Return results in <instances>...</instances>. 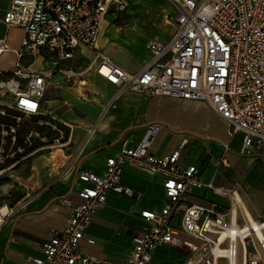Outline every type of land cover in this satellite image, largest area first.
Masks as SVG:
<instances>
[{
    "label": "built area",
    "instance_id": "obj_1",
    "mask_svg": "<svg viewBox=\"0 0 264 264\" xmlns=\"http://www.w3.org/2000/svg\"><path fill=\"white\" fill-rule=\"evenodd\" d=\"M170 1L175 7L170 38L149 40V58L129 71L97 47L107 16L123 14L128 0H9L2 21L25 32L18 58L40 56L50 72L28 71L19 61L9 75L0 72V95L10 99L0 106L27 116L41 113L50 75L65 73L68 62L87 50L92 53L87 70L116 87L107 107L127 90L201 100L227 125L230 136L242 135V153L258 152L264 143V0ZM2 51L0 46V55ZM155 127L148 124L147 131ZM147 148L146 140L137 146L123 141L106 157L101 173L79 172L80 201L62 200L68 208L65 225L50 230L41 255L30 257V264H147L162 245L185 248L181 264H264V221L240 222L231 207L222 210L215 204L181 208L193 187L222 190L203 182L195 164L179 161L180 147L162 155ZM126 165L160 176L167 201L158 211H140L142 230L125 259L115 263L82 253L78 244L110 192L133 194L120 183ZM23 203L0 207V229Z\"/></svg>",
    "mask_w": 264,
    "mask_h": 264
},
{
    "label": "crops",
    "instance_id": "obj_2",
    "mask_svg": "<svg viewBox=\"0 0 264 264\" xmlns=\"http://www.w3.org/2000/svg\"><path fill=\"white\" fill-rule=\"evenodd\" d=\"M163 3L164 0H128L123 14L111 13L107 16L98 36L97 47L118 66L129 71L139 69L149 58V52L146 47L143 58H140L129 47V41L137 37L132 33L139 36L146 34L143 21L147 8L161 7ZM170 3L173 17L175 7ZM8 4L9 0H0V46L3 47L0 72L4 76L9 75L17 61L28 71L50 72V64L40 56L24 55L18 58L17 52L21 49L25 32L20 27L3 23L2 17ZM126 15H133L135 25L117 32L118 27L110 20ZM116 36L117 43L114 42ZM83 51V55L69 62L86 59L88 63L92 53ZM134 57H139V64L135 63ZM60 74L55 72L50 75L47 88L52 77ZM108 84L104 88L105 101L86 121L84 135L67 172L58 181L24 200L22 207L1 227L0 264H30V257L40 256L42 244L50 238V230L62 229L65 225L68 208L62 200L68 199L73 204L80 201L77 190L82 182L78 180V173H101L106 157L115 153L123 141L137 146L146 140L147 150L159 155L169 154L180 147L179 161L184 165L195 164L203 182H210L214 188L222 190V193H217L207 187H193L181 203V208L188 204H215L222 210L231 207L240 222L249 216L253 220L264 221V143L258 152L242 153V135L236 133L230 136L227 125L211 113L201 100L166 95L146 96L127 90L118 95L114 106L107 107L116 90L114 85ZM9 102L7 95H0V104ZM152 123L156 127L148 132L147 126ZM92 128L94 131L89 133ZM120 183L130 188L133 194L110 192L103 207L93 213L78 244L82 253L115 263L125 259L133 238L142 230L144 220L140 211H158L167 201L162 178L132 165L123 168ZM182 237L192 240L187 235ZM175 250L180 251V255L174 261L164 263L181 264L187 251L171 245L158 246L147 264H153V259L163 258L166 253H174Z\"/></svg>",
    "mask_w": 264,
    "mask_h": 264
},
{
    "label": "rangeland",
    "instance_id": "obj_3",
    "mask_svg": "<svg viewBox=\"0 0 264 264\" xmlns=\"http://www.w3.org/2000/svg\"><path fill=\"white\" fill-rule=\"evenodd\" d=\"M171 9L170 0H164L161 7L147 8L143 21L146 34L139 36L132 33L137 36V40L131 38L129 41V47L140 58L146 52L147 41L154 38L166 41L170 38L173 13ZM110 23L118 27L117 32L135 25L133 15L110 20ZM114 40L117 43V36ZM137 59L139 57H134L135 63L139 64ZM68 64L69 68L65 73L52 77L43 97L42 113L19 116L12 111H5L4 107L0 108V113L11 122V143L4 153L2 145L7 143L5 137L9 132L6 125L0 123V164H3L0 169V207H18L24 200L58 181L67 172L66 169L84 135L86 121L105 101L104 88L109 84L87 70V60L79 59ZM16 129L25 134L23 144L32 149L18 157L16 152H24V149L13 144ZM179 253L181 252L178 250L174 253L168 252L163 258L153 259L152 263L165 264L164 262L174 261Z\"/></svg>",
    "mask_w": 264,
    "mask_h": 264
},
{
    "label": "trees",
    "instance_id": "obj_4",
    "mask_svg": "<svg viewBox=\"0 0 264 264\" xmlns=\"http://www.w3.org/2000/svg\"><path fill=\"white\" fill-rule=\"evenodd\" d=\"M0 108H1V106H0ZM4 109H5V111H8V112L12 111V112L16 113V115H19V116L22 115L20 112L11 110L10 108H4ZM7 120H8V118H6V116L4 114L0 113V123H3L4 125H6L5 126L6 130L9 132V135H7L5 137L6 140H7V143L2 145V148L4 150L3 153L7 150L8 145L11 143V137H10L11 136V133H10L11 122H8ZM12 125L15 126V123H12ZM13 136L15 137V142L13 143L14 146H19V147H22L24 149V152H19V153L16 152L17 157L23 155V153H25L26 151H32L30 146L27 147L26 144H23L25 134H23V133L21 134L19 129H16L15 133L13 134ZM0 139H1V133H0ZM2 167H3V164H0V169Z\"/></svg>",
    "mask_w": 264,
    "mask_h": 264
},
{
    "label": "bare ground",
    "instance_id": "obj_5",
    "mask_svg": "<svg viewBox=\"0 0 264 264\" xmlns=\"http://www.w3.org/2000/svg\"><path fill=\"white\" fill-rule=\"evenodd\" d=\"M244 208V207H243ZM245 209V208H244ZM249 216V215H248ZM247 220L248 221H250L252 224H254L255 225V222H254V220L253 219H251V217L249 216L248 218H247Z\"/></svg>",
    "mask_w": 264,
    "mask_h": 264
}]
</instances>
